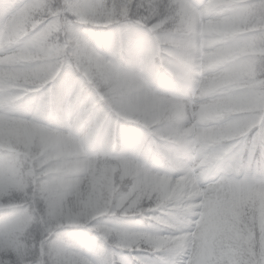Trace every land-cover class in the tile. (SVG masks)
<instances>
[{"label":"clouds","instance_id":"1","mask_svg":"<svg viewBox=\"0 0 264 264\" xmlns=\"http://www.w3.org/2000/svg\"><path fill=\"white\" fill-rule=\"evenodd\" d=\"M0 264H264V0H0Z\"/></svg>","mask_w":264,"mask_h":264}]
</instances>
